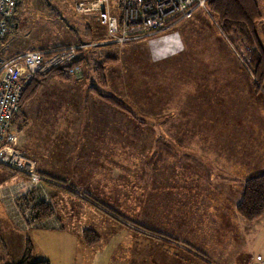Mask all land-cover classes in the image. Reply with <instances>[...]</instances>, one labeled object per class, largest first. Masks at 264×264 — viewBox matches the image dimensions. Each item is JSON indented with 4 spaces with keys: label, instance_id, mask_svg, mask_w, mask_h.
I'll return each mask as SVG.
<instances>
[{
    "label": "rangeland",
    "instance_id": "rangeland-1",
    "mask_svg": "<svg viewBox=\"0 0 264 264\" xmlns=\"http://www.w3.org/2000/svg\"><path fill=\"white\" fill-rule=\"evenodd\" d=\"M77 1L79 0H19L18 10L14 13L16 27L0 43V55L4 57L30 50V47L80 42L87 45L79 52L82 56L79 65L81 75L45 81L37 90V97L35 94L34 100L33 97L23 104V112L17 114L12 121V129L17 136L28 133L37 141L34 142V150L39 157L36 159L28 156L37 163L35 165L59 171L64 163V168L71 172L81 168L91 174L89 176L98 178V173L91 164L85 165L86 160L84 162L76 158L80 151L79 145L86 144L77 140V135L79 138L89 136L87 143L94 147L93 150L109 148L116 155L119 152L116 143L131 141L128 154L122 157L131 160L132 169L142 168L146 164V168L152 170L150 177L154 179L157 176L156 148L162 152L167 150L171 155L173 147L179 149L189 145L194 149L204 150L207 157L229 167L235 166L238 161L257 157L259 160L264 159V83L261 89L257 87L258 92L254 90L253 75L238 60L226 38L219 34L216 20L204 12L206 5L196 9L189 18L182 19L153 36L120 45L103 43L106 41L104 26L89 16L78 14L74 9ZM85 22L89 23L96 35H105L104 40L89 41L84 36ZM99 67L102 77L100 71L96 72ZM109 95L122 104H112L111 100L105 98ZM128 119H131L129 123ZM146 120L151 122L149 129L140 125ZM166 131H172L175 138H171V144L164 143L162 146L161 137ZM98 143H103V146L97 148ZM16 146L18 147V143ZM114 151L110 154L113 155ZM217 154L223 159H216ZM61 156L64 158L61 159ZM95 156L99 157L97 153ZM258 162L251 165L253 171L263 166H258ZM198 169L201 172L202 168ZM8 170L10 169L0 166V184L8 183L7 191L11 190L13 193L15 190L19 193V180L24 176L15 171V174H11ZM182 179L183 176L180 180ZM133 181L137 186L138 181ZM26 182L25 178L24 184ZM107 182L108 180L101 182L98 179L94 186L104 188ZM51 183L58 187H50L51 192L61 189L67 195L66 204L65 201H60L58 192L57 205H62L64 212L69 214L65 228L71 234H77V222L81 219L84 221L86 218V225L92 224L95 221L93 215L102 222L110 221L115 225H118L117 219L121 220L119 224L124 230L146 234L144 230L134 226L138 224L136 221L126 220L118 214L116 207L99 202L96 197L81 190L73 191L64 180L54 179ZM122 186L123 183H116V187ZM197 189L201 194L204 191L202 186ZM104 191L109 194L112 192L106 186V190L100 189L97 193L104 194ZM127 192L132 193L134 190L125 187L123 193H119L126 197ZM37 197V194L29 195V203L36 206L39 201ZM0 200V248L11 256L16 254L19 260L22 257L19 242L29 235L34 248L33 260L36 255H44L51 264H59L54 253L60 248L50 243L48 237H43L42 232L33 235L35 231L55 230L46 227L53 225L58 206L55 208L52 203L46 206L50 213L40 218L47 220L40 225L43 227L34 226L29 233L14 232L12 230L16 225L22 229L28 228L15 222L10 210L4 202L1 203V196ZM222 220V224L229 227L228 222ZM252 223L257 228L243 231L240 241L252 254L251 257L243 255L245 260L248 259V264L253 263L256 255L264 258V216ZM215 224L218 225V222ZM7 230L12 231V237H8ZM149 232V237L161 240L163 244L179 247L171 238L159 239L155 236V231ZM94 237L98 239V230L83 229L78 237L79 241L74 237L77 240L74 242L73 238V250L70 251L73 263H91V251L86 252L80 247H90L97 243ZM92 240L96 242L93 243ZM106 245L107 237L102 236L99 244L101 253L96 256L101 260L102 257H108ZM180 247L190 251L181 245ZM193 255L199 259V264H208L201 255Z\"/></svg>",
    "mask_w": 264,
    "mask_h": 264
},
{
    "label": "crops",
    "instance_id": "crops-1",
    "mask_svg": "<svg viewBox=\"0 0 264 264\" xmlns=\"http://www.w3.org/2000/svg\"><path fill=\"white\" fill-rule=\"evenodd\" d=\"M255 2L261 14V18L256 23L255 29L258 34V40L263 47L264 0H255ZM54 79L56 80L57 78ZM23 108L24 106L13 116V119L17 114L23 112ZM128 120H126L127 123L131 119ZM123 121L122 123L124 124ZM149 123L151 122L146 120L143 123L141 122L140 125L148 128L150 127ZM163 135L165 137H161L163 139L162 146L164 143L171 144V138L172 140L175 138L172 131L170 133L166 131ZM19 136L16 138L19 149L27 156L37 159L39 154L34 150V142L37 141L29 136L28 133L26 135L20 134ZM88 137L79 138L78 135L76 136L77 140L86 143L79 145L80 151H78L79 154L76 155V158L84 162L86 160L85 165L91 164L95 168L96 173H98V178L93 175L89 176L91 174L84 172L81 168L77 171L75 170V172H71L70 169L64 168V163H62L59 171L54 168L49 169L47 166L35 165L37 172L50 177L52 180H64L67 186L73 188V191L81 190L93 198L96 197L95 199L99 200V202L102 201L104 204L107 203L110 206L116 207L118 214L126 220L136 221L139 225L134 224V226L142 231L144 230L146 234L135 232V230H124L122 225L119 224L121 220L117 219L118 225H115V223L112 224L110 221L102 222L94 215L92 218H95V221L92 224L89 223L86 225V218L84 221L83 219L81 221L78 219L79 221L77 223L79 228L77 234L79 235L71 234L65 228V221L68 220L69 214L66 211L64 212L62 205H57V195L60 193V201H65L66 204L68 203L67 195H64L61 189H58L59 191L56 189L54 192H51L52 188L55 189L58 187L47 185L50 191V201L52 205H55V208L57 206L58 208L56 209V219L52 221L53 225L46 228H55V230L48 231L44 229L43 231H35L33 235L42 232L43 237H48L50 243L56 248H60L59 251L54 253V257L59 260V264L73 263L70 256V251L73 250L71 247L73 245V238L75 237L78 240L83 229L99 231L97 243L92 244L90 247H84V245L80 247L81 250H85L86 252L88 250L91 251L92 257L90 264H199V259L193 255L194 253L204 257L208 264L249 263L248 259L245 260L243 255H249L251 257L252 254H250L247 247H243L244 244L242 245L240 241L242 240L243 231H253L254 228H257V225L252 223L255 221H245L237 213L236 204L241 197L243 182L248 177L264 171V159L259 160V157H257L253 160L238 161L235 166L229 167L222 166L218 161L207 157L204 150L194 149L189 145L179 149L173 147V153H171L173 157L168 154L167 150H163L162 152L156 148L155 154H157V157L155 166L157 172H154L157 176L154 179L150 177L152 170L147 169L146 164H143L142 168L137 169L135 167L132 169L131 160L122 157V155L128 154L127 150L130 148L131 141H126L125 144L116 143L119 148V152L116 155L114 150H110L109 148H105V150L101 149L100 145L103 143L96 144V147L98 148L99 146L100 149L93 150L94 147L87 143ZM67 149L69 150L68 146ZM112 151H114L113 155L110 154ZM96 153L101 157V160L95 156ZM218 155H216V159L222 160L223 157L220 158ZM63 158L61 156V159ZM255 162H258V166L261 164L263 166L253 171L251 165ZM197 166L202 168L201 172L198 169L200 167ZM182 176L183 179L180 180ZM98 179L101 182L108 180L106 186L112 192L109 194L104 191L103 193L106 194L105 197L104 194L97 192L100 189L106 190V186L104 187L105 189L101 186H94L95 180L98 182ZM134 179L138 181L137 186L133 181ZM117 182L123 183V186L116 187ZM199 185L204 189L202 194L197 189V187H200ZM125 187L128 190H134L135 193L127 192V196L123 197L124 194H120L119 192L123 193ZM183 190L184 192H182ZM172 195L173 197H171ZM221 219L226 220L229 227H225ZM216 222H218V225L215 224ZM37 227L43 226L39 225ZM29 230H32V228L22 229L16 225V228L12 231H28L26 233H29ZM150 230L155 231L157 233V235L155 233V236L159 239L163 237L171 238L179 247L163 244L161 240L157 241L149 237ZM12 231L7 230L8 237L13 236ZM102 236L104 238L107 237V247L103 249L107 252L108 257H102L101 260L100 257L96 256L101 253L99 244ZM26 240L30 242L29 235L24 238V241L19 242V250H21V253H23ZM77 240L75 239L74 242ZM180 245L191 252L189 251V253L183 250ZM105 251L102 253H105ZM36 256L35 260L46 259L51 264L49 258L46 256ZM17 257L16 254L11 256L7 251L5 252V249L0 248V264L17 262ZM32 257H34L33 244H31Z\"/></svg>",
    "mask_w": 264,
    "mask_h": 264
},
{
    "label": "built area",
    "instance_id": "built-area-1",
    "mask_svg": "<svg viewBox=\"0 0 264 264\" xmlns=\"http://www.w3.org/2000/svg\"><path fill=\"white\" fill-rule=\"evenodd\" d=\"M15 2L16 0H0V41L12 25ZM205 3L206 0H79L74 9L78 14L102 23L107 34L104 43L121 45L151 36L189 18L196 9L203 8ZM86 46L78 45L80 48ZM230 46L243 66L246 65L247 47ZM67 47L69 46L25 51L12 57L0 55V142L4 140L8 143L7 148H3L0 143V166L26 177V184L18 186L21 187L19 193L15 190L13 193L11 190L7 191L11 201L8 210L15 221L25 228H33L47 221L37 218V205L30 204L28 197L32 188H37L42 193L37 197V204L50 206L44 189L38 187L40 182L48 180L36 173L34 161L25 157L16 147V133L11 123L19 110L23 85L30 77L45 74L52 67L63 68L67 73L79 72L80 68L68 61L74 55V48ZM252 264H264V258L256 255Z\"/></svg>",
    "mask_w": 264,
    "mask_h": 264
},
{
    "label": "trees",
    "instance_id": "trees-1",
    "mask_svg": "<svg viewBox=\"0 0 264 264\" xmlns=\"http://www.w3.org/2000/svg\"><path fill=\"white\" fill-rule=\"evenodd\" d=\"M18 2L19 0H16L15 2L13 16L11 17L12 25L10 26L9 32L0 41V43L3 42L16 27V23L14 22V13L18 10ZM205 5L207 9L204 12L216 20L218 32L222 37L226 38L225 40L228 42L229 46L231 44L233 45V48L244 46L247 47V49L245 50L247 61L246 65H244V68H249L250 73L254 77V90L258 92V88L261 89L263 85L262 83L264 82V48L260 44L255 30V25L261 17L255 0H206ZM85 23L86 26H84L86 31L84 32V36L89 39V41L102 40L105 37V35L103 34L96 35L95 33H93L92 29L89 26V23ZM79 44L84 43L80 42ZM54 47L61 46H38L30 47L29 49L35 50ZM81 58L82 56L81 54H79L75 60L70 62V64L72 65L77 63V65H79L82 61ZM100 67L96 68V72L100 71L99 74L100 77H102V72L101 70H99ZM71 77H73L71 73H67L66 70L58 67L51 69L45 74L33 75L23 85L22 94L19 100V110L23 106V104H25L27 101H30L35 96L37 90L45 81L49 80L50 78L67 79ZM105 98L111 100L112 104H122L118 99L111 95L106 96ZM8 171H10L11 174H15L14 171ZM47 185L53 184L51 183V181H48ZM37 205L38 206L35 207L37 218H44L50 213V211L46 209L45 205L41 203ZM236 211L240 214V216H242V218H244L245 221L248 222L255 221L264 215V171L259 174L250 176L244 181L240 200L236 204ZM94 239L96 240L97 238L94 237ZM95 240H92V242H96ZM11 264L50 263L46 259L33 260L31 258V244L28 240H26L22 257L17 262Z\"/></svg>",
    "mask_w": 264,
    "mask_h": 264
},
{
    "label": "bare ground",
    "instance_id": "bare-ground-1",
    "mask_svg": "<svg viewBox=\"0 0 264 264\" xmlns=\"http://www.w3.org/2000/svg\"><path fill=\"white\" fill-rule=\"evenodd\" d=\"M206 11V10H205ZM82 15H84V14H82ZM86 16V15H85ZM157 33H159V32H157ZM157 33H155V34H157ZM155 34H152L151 36H153V35H155ZM104 43V42H103ZM78 45H83V44H70V45H65V46H69V47H67V48H74V55H73V57H71L68 61H73V60H75L76 58H77V56H78V53H79V51L81 50V49H83L84 47H78ZM86 45V44H85ZM75 46H77L78 48L76 49V47ZM62 47V46H61ZM87 47V46H86ZM57 48V47H56ZM37 49H35V50H26V51H36ZM23 52H25V51H23ZM21 53V52H20ZM77 67H79L80 68V66L79 65H77ZM57 68V67H56ZM51 69H53V67L51 68ZM50 69V70H51ZM49 70V71H50ZM81 75V73H79V72H77V73H71V75L73 76V77H78V76H80ZM11 127H12V123H11ZM16 138H17V135H16ZM1 144H2V146H3V148H7L8 147V143H6V141H1L0 142ZM17 147V146H16ZM18 149H19V147H17ZM20 150V149H19ZM21 151V150H20ZM22 154L25 156V157H28L23 151H22ZM33 160V159H32ZM34 161V160H33ZM35 163V162H34ZM35 171H36V173H38L39 175H41V176H43V177H45L48 181H53L51 178H48L47 176H45V175H43V174H41V173H39V172H37V170H36V167H35ZM22 176H24L22 173H20ZM25 176L23 177V178H21L20 180H19V182L21 183V184H24V180H25ZM48 181H44L43 183L42 182H40L39 183V188H41V189H44V193L47 195V198H48V200L50 201V191L48 190V188H47V182ZM7 185H3V186H1L0 187V196H1V198H3V201H2V203L4 202V204L7 206V208H9L10 206H11V201H10V198H9V196H8V193H7ZM27 194V193H26ZM35 195V194H37L38 195V197L39 196H41V192L39 191V190H37V188H32V191H30V195ZM50 203H51V201H50ZM3 204V205H4ZM16 222V221H15ZM31 227H29L28 229H30Z\"/></svg>",
    "mask_w": 264,
    "mask_h": 264
}]
</instances>
